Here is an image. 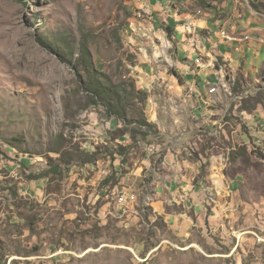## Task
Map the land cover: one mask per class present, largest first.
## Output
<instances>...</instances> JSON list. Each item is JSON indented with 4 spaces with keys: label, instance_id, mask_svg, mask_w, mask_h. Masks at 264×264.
Segmentation results:
<instances>
[{
    "label": "rangeland",
    "instance_id": "1",
    "mask_svg": "<svg viewBox=\"0 0 264 264\" xmlns=\"http://www.w3.org/2000/svg\"><path fill=\"white\" fill-rule=\"evenodd\" d=\"M201 1L210 8L182 11L215 12L226 38L264 48V0ZM133 9L131 0H0V264H264V55L252 70L244 59L243 73L215 63L228 71L227 92L209 103L179 74L182 44L161 38L151 18L145 34ZM81 45L94 82L117 88L126 125L79 88L92 81L73 69ZM168 151L200 162L195 182L216 215L181 235L150 204L164 170L139 168L145 158L157 168Z\"/></svg>",
    "mask_w": 264,
    "mask_h": 264
},
{
    "label": "crops",
    "instance_id": "2",
    "mask_svg": "<svg viewBox=\"0 0 264 264\" xmlns=\"http://www.w3.org/2000/svg\"><path fill=\"white\" fill-rule=\"evenodd\" d=\"M192 1L194 0H177L178 12L169 8L165 0H143L141 8H144L142 13L150 12V15L147 14L146 19L151 18L153 27H155L156 32L159 33V30L161 31L160 35L162 37H159L163 38L165 34L163 28L169 27L173 31L176 22L189 19V17L193 18L196 15V13L190 14V12L182 11V9H187L190 6L192 7V5L195 7L196 3ZM202 13V16L195 17L193 20L195 32L200 35L199 38H196L197 47L194 49L187 43H180L182 44V49L179 48L178 53L184 61L183 64L181 62L177 63L179 64L178 69L181 70L179 74H187L190 77L189 81L186 82L188 89L193 87L194 91L202 92L205 96L207 95L208 99H206L208 102L213 103L210 102L212 97L207 94V91L209 83L211 84L215 80L218 81V77L215 75L217 71L215 70V63H220L224 66L226 64L229 65L233 73H243L238 68L241 67L244 59H246L244 61L245 70H252L251 66L257 65L261 61L264 55V48L253 44L251 39L248 42L241 41L243 38L233 36L231 33L229 35L226 34L229 36L228 39L234 41L225 42L221 40L213 33L220 29L218 28L220 26L218 21L213 20L215 12L211 11L212 14ZM209 33H213V35L208 39ZM184 45L190 46L189 50L186 51ZM198 56L204 62H208L210 67L200 68L196 66L194 60ZM236 70L238 71L236 72ZM233 73V76L237 75ZM192 82L196 84L195 87L194 84L190 85ZM214 99L216 100L217 98L214 97ZM147 150L148 154H151L154 148L149 147ZM161 156L157 168L155 163L152 167V161L147 158L141 159L139 168L143 165L150 168L153 173H157L161 169L162 171L164 170V173L161 172L163 178L158 186L153 188L154 193L149 200L155 211L159 215L164 216V221L172 232L181 235L186 233L187 228L193 225L194 221L206 223L210 222L211 218H215V214H208L205 210V203L207 202L205 187L199 180L195 182V175L199 174L197 163L200 162H195V160L187 157L184 158L174 151H168ZM136 178L135 181H137ZM127 203L133 205L135 201H128ZM259 229L264 236L261 224Z\"/></svg>",
    "mask_w": 264,
    "mask_h": 264
},
{
    "label": "trees",
    "instance_id": "3",
    "mask_svg": "<svg viewBox=\"0 0 264 264\" xmlns=\"http://www.w3.org/2000/svg\"><path fill=\"white\" fill-rule=\"evenodd\" d=\"M194 1L197 4V6L198 5L202 6L203 10L210 8L209 5H206L201 0H194ZM255 10L257 11L258 8L255 7ZM163 30L168 35H170L172 32L169 27L163 28ZM42 44L44 45V47L46 49H48L52 53L56 52L55 54H57V56L61 57V54L58 51L54 50L51 45H49L48 43L44 44L43 42H42ZM79 51L81 52L80 60L75 61L74 65H73V69L77 72H79L80 69L84 70L87 73V75L92 79V81L89 80L86 83H83L82 81L79 82L80 83L79 88L91 98V100L94 104L102 105V107L105 109V113H106L107 117L115 118L121 124L126 125L125 108H124L122 98L120 97V94L117 91V88L112 87L111 85H103V84H99V83L96 84L94 82L95 72L92 68L90 58H89V54L87 52L86 47L81 45V48L79 49ZM136 94L138 95V98L141 100V102H144L146 100V96H147L146 92L137 91ZM257 104L262 105L260 102ZM255 107H256V105L251 107V108H248L246 106H242V107H240V110L247 112V113H251V112L256 110ZM137 125L139 128L147 130L148 133H150V131L154 128V126H152L146 119H142L141 121H138ZM123 148L124 147L119 148L120 149L119 152L121 154H124L126 151ZM261 158L264 159V155L261 156ZM44 177H45V175L41 174V175L34 177V180H40Z\"/></svg>",
    "mask_w": 264,
    "mask_h": 264
},
{
    "label": "built area",
    "instance_id": "4",
    "mask_svg": "<svg viewBox=\"0 0 264 264\" xmlns=\"http://www.w3.org/2000/svg\"><path fill=\"white\" fill-rule=\"evenodd\" d=\"M143 0H131L132 4L134 5V9H133V14L134 17L136 19H138L139 21L143 22L144 24H139V28H142L141 31L145 32V34L147 33V29H146V17L147 15H141V2ZM166 4L169 8L174 9V11L178 12L179 9L177 8V0H166ZM202 10H198L196 12V15L192 18L189 17V19L183 20V21H179L176 22L174 24V29L172 31V37L173 39L180 43H187L188 45H191V47H193L194 49H196L197 47V40H190L189 37V28L190 26H195L194 25V18L198 17V16H202ZM148 15H150V12L148 13ZM218 38H220L221 40L225 41V42H232L234 40L228 39L226 38L225 35H223V29H218L216 31L213 32ZM213 33H211L213 35ZM166 35V32L165 34ZM180 40V41H179ZM250 39H244L241 41L244 42H248ZM194 64L200 68H204V67H210L208 62H204L203 59L198 56L195 60H194ZM227 74V69H224V72L222 75H226ZM230 84L234 85L235 82V76H231L230 75ZM213 83H215V90L212 91V95L210 97H217V100L219 101L221 98V87L217 86L216 81H214ZM190 92L194 91L193 87L189 88ZM208 101V100H207ZM122 197L128 198L129 200H136V197L132 194H122ZM260 224L262 225V230H264V218L261 219Z\"/></svg>",
    "mask_w": 264,
    "mask_h": 264
},
{
    "label": "bare ground",
    "instance_id": "5",
    "mask_svg": "<svg viewBox=\"0 0 264 264\" xmlns=\"http://www.w3.org/2000/svg\"><path fill=\"white\" fill-rule=\"evenodd\" d=\"M141 3H143V1L141 2ZM196 34L197 33H195V29H193V26H190V28H189V35H194V38H191L190 40H196ZM223 72H224V70H223V67H219V69L216 71V77H218V81H216V83H217V86L218 87H221V91L223 92V93H225V92H227V87H226V85H225V82H226V80H225V75H222L223 74ZM209 87H208V91H207V94L209 95V96H211L212 95V91H214L215 90V83H209V85H208ZM225 91V92H224ZM212 98H214V97H212ZM216 98V97H215ZM217 100V99H216ZM210 102H213V100H211Z\"/></svg>",
    "mask_w": 264,
    "mask_h": 264
}]
</instances>
